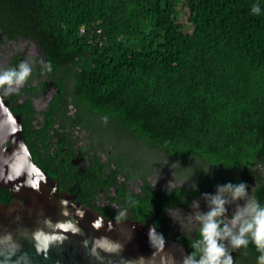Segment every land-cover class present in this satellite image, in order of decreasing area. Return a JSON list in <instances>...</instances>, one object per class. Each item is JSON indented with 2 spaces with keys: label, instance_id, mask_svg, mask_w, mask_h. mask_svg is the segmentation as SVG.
Listing matches in <instances>:
<instances>
[{
  "label": "trees",
  "instance_id": "trees-1",
  "mask_svg": "<svg viewBox=\"0 0 264 264\" xmlns=\"http://www.w3.org/2000/svg\"><path fill=\"white\" fill-rule=\"evenodd\" d=\"M0 37L69 72L77 115L118 157L191 198L244 182L264 204V0H0Z\"/></svg>",
  "mask_w": 264,
  "mask_h": 264
},
{
  "label": "flooded vegetation",
  "instance_id": "flooded-vegetation-1",
  "mask_svg": "<svg viewBox=\"0 0 264 264\" xmlns=\"http://www.w3.org/2000/svg\"><path fill=\"white\" fill-rule=\"evenodd\" d=\"M24 61L32 67L30 76L15 92L0 90V108L6 107L20 120L21 135L33 162L57 182L60 191L73 196L75 202L107 219L143 225L150 222L159 233L190 254L192 243L199 237L198 225L189 216L193 212L191 204L197 200L201 210H206L203 194L214 193L216 187L199 191L191 198L189 194L196 187L180 192L182 183L173 180L168 186L172 180L164 171L150 170L130 157L129 161L118 157L107 143L103 146L95 138L98 131L93 121L77 115L69 72L61 79V71L47 70L48 57L29 40L16 42L0 37V70ZM1 119L8 118L0 114ZM5 145L13 144L7 139ZM166 189L170 192L166 193ZM249 193L255 198L251 189ZM9 197L11 203L10 193ZM169 199L176 205L167 206ZM166 209L171 210L174 219ZM232 210L230 206L229 215ZM227 251L232 259L243 264H257L260 254L246 247L228 246Z\"/></svg>",
  "mask_w": 264,
  "mask_h": 264
},
{
  "label": "water",
  "instance_id": "water-1",
  "mask_svg": "<svg viewBox=\"0 0 264 264\" xmlns=\"http://www.w3.org/2000/svg\"><path fill=\"white\" fill-rule=\"evenodd\" d=\"M0 114V189L13 199L0 202V264H184L185 248L150 222L104 218L60 191L33 162L20 120Z\"/></svg>",
  "mask_w": 264,
  "mask_h": 264
},
{
  "label": "clouds",
  "instance_id": "clouds-1",
  "mask_svg": "<svg viewBox=\"0 0 264 264\" xmlns=\"http://www.w3.org/2000/svg\"><path fill=\"white\" fill-rule=\"evenodd\" d=\"M252 13L259 14V4H253ZM32 67L26 61L16 67L0 70V90L5 93L17 91L28 79ZM174 181H170V184ZM167 186V187H168ZM192 187L195 189L196 185ZM206 210L193 200L189 213L197 223L199 237L192 243L193 252L184 264H233L227 248L247 247L252 243L260 253L257 264H264V204L253 198L244 182H227L216 186L214 193H204ZM233 210L229 215V207ZM166 212L172 216L171 210ZM154 229L149 230L150 237Z\"/></svg>",
  "mask_w": 264,
  "mask_h": 264
},
{
  "label": "rangeland",
  "instance_id": "rangeland-1",
  "mask_svg": "<svg viewBox=\"0 0 264 264\" xmlns=\"http://www.w3.org/2000/svg\"><path fill=\"white\" fill-rule=\"evenodd\" d=\"M181 15H182V18H183V13H181Z\"/></svg>",
  "mask_w": 264,
  "mask_h": 264
}]
</instances>
